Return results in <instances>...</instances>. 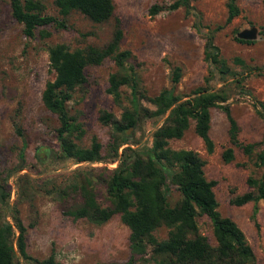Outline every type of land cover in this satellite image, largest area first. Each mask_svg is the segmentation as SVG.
Wrapping results in <instances>:
<instances>
[{
    "label": "rangeland",
    "instance_id": "1",
    "mask_svg": "<svg viewBox=\"0 0 264 264\" xmlns=\"http://www.w3.org/2000/svg\"><path fill=\"white\" fill-rule=\"evenodd\" d=\"M36 1L42 3L45 14L57 16L52 0ZM263 1L237 0L238 16L214 36V44L235 75L244 71L230 64L233 57L242 59L248 66L264 68ZM112 3L113 15L103 23H92L71 12L66 17L65 29L41 27L37 31L44 30L48 37L41 39L36 32L33 39H26L21 25L10 16L8 1L0 0V224L12 223L11 214L16 209L25 228V251L38 260L52 254L57 264H122L128 258L129 232L118 215L102 225H94L84 219L73 220L64 213L81 205V197L74 189L87 179L97 203L102 207L109 205L105 183L118 158L111 161L106 153L110 142L119 140L120 136L113 134L110 125L101 124L98 116L106 111L119 120L122 109L129 108L130 91L126 86L120 88L121 107L116 106L105 93L108 76L126 75L131 66L136 74L138 99L153 97L161 89L169 88L170 71L174 66L181 71L174 94L181 98L203 86L206 76L203 39L193 29V15H185L181 8L155 16L148 14L150 6L167 7L169 0H112ZM224 4L225 0H190L192 12L199 17L201 25L210 28L224 23ZM116 20L122 35L119 50L129 51L130 60L117 67L111 58H105L98 66L86 68L85 84L74 92L67 104L69 115L83 131L81 138L74 142L88 147L95 137L103 158L94 164L62 160L55 140L56 118L40 102L45 82L52 79L46 49L60 43L69 50L85 45L101 48L109 42ZM244 31L253 32L251 44L234 40ZM209 86L219 87L216 77ZM226 88L233 89L227 103L239 128L238 140L258 142L264 131V118L256 114L250 100L242 95L244 91L236 89L247 90L256 99L264 100V75L251 74L240 87L229 84ZM139 104L147 111L153 110L146 100L140 99ZM209 113V136L214 145L211 154L205 152L201 140L194 134L192 121L182 137L169 140L167 146L172 150H191L204 162L205 179L216 182L212 190L218 212L237 225L256 263L264 264V201L238 207L229 204L231 197L247 191L245 179L257 172L254 161L259 148L250 157L234 148L233 162L224 164L220 153L228 146L227 122L219 109H211ZM137 118L136 126L125 130L127 142L117 148L118 157L125 147L139 151L149 148L151 135L163 119L145 117L141 110ZM17 127L25 143L22 156L21 140L15 134ZM178 200L177 193L167 194L170 206ZM254 210L255 220L252 218ZM196 221L199 234L214 245L207 218L197 217ZM166 231L164 227L157 228L153 236L162 240ZM158 259L147 245L145 254L136 259V264H154Z\"/></svg>",
    "mask_w": 264,
    "mask_h": 264
},
{
    "label": "trees",
    "instance_id": "2",
    "mask_svg": "<svg viewBox=\"0 0 264 264\" xmlns=\"http://www.w3.org/2000/svg\"><path fill=\"white\" fill-rule=\"evenodd\" d=\"M11 18L21 25V33L26 39H33L37 32L43 39L49 36L41 27L51 26L55 30L66 28V17L76 12L92 23L107 21L113 15L112 0H52L57 16L44 13V6L36 0H7ZM167 7L152 5L148 9L150 16L162 11L172 12L179 8L185 15H193V29L203 39L202 60L206 65L203 86L191 90L183 98L174 94L181 71L177 66L170 71L169 88L161 89L153 97H140L153 106L152 111L140 107L136 96V74L129 66L126 75L110 74L107 78L105 93L112 102L121 107L120 88L126 86L130 91L129 108H123L119 120L111 113L101 111L98 120L110 125L117 141H111L106 156L113 161L118 158L115 168L110 170L105 183V194L109 205L100 206L90 180L78 185L74 190L79 193L82 203L74 210L64 213L73 220H87L94 225L106 223L112 216L118 215L119 221L128 229L129 255L122 264H136V259L145 254L146 246L151 247L153 255L159 257L154 264H257L252 249L242 231L217 210L213 194L216 182L206 180L203 174L204 162L191 150H172L167 146L169 140H178L193 122V132L201 140L207 154L213 152V142L209 136L211 109H219L227 122L228 146L222 149L220 159L224 164L234 160L233 149H238L245 157H250L256 148L254 166L255 175L245 179L247 191L233 196L229 204L242 206L246 203L264 201V131L258 142L242 143L238 140L239 128L230 113L227 101L233 89L227 85L240 84L251 74L264 75V68L248 66L242 59L233 57L230 64L240 67L244 72L235 75L229 62L220 54L214 44V36L239 14L237 0H225V19L222 25H201L199 17L192 12L190 0H169ZM264 8V1L262 2ZM109 42L101 47L85 45L69 50L64 44H55L46 49L48 69L52 79L45 82L40 93V102L44 109L56 118L54 130L58 153L62 160H71L74 164H94L102 160L101 145L92 137L88 147H81L78 141L83 131L80 125L69 115L67 104L74 92L81 88L88 67L98 66L105 58H111L117 67L130 60L131 53L119 50L122 38L118 20ZM237 43L251 44L249 40L234 38ZM217 78L219 87L209 83ZM243 96L250 100L256 114L264 118V100H258L247 90ZM143 116L162 119L151 135L150 147L144 151L125 147L118 157L117 148L127 142L126 129L137 124L138 112ZM15 134L21 140L20 156L25 148L20 129ZM175 192L179 200L172 206L167 194ZM254 210L252 218L255 220ZM197 217H205L210 223L211 235L215 244L208 243L206 237L198 232ZM12 223L0 224V264H57L52 254L38 260L25 251V228L18 211L11 214ZM256 226V223H255ZM164 227L166 237L157 240L153 232ZM17 255V256H15ZM16 259V261L14 260ZM21 261V262H20Z\"/></svg>",
    "mask_w": 264,
    "mask_h": 264
},
{
    "label": "water",
    "instance_id": "3",
    "mask_svg": "<svg viewBox=\"0 0 264 264\" xmlns=\"http://www.w3.org/2000/svg\"><path fill=\"white\" fill-rule=\"evenodd\" d=\"M253 37V32L249 31V32H241L238 34L237 38L239 39H243V40H250ZM1 191V189H0Z\"/></svg>",
    "mask_w": 264,
    "mask_h": 264
},
{
    "label": "built area",
    "instance_id": "4",
    "mask_svg": "<svg viewBox=\"0 0 264 264\" xmlns=\"http://www.w3.org/2000/svg\"><path fill=\"white\" fill-rule=\"evenodd\" d=\"M116 164V161L113 163V165Z\"/></svg>",
    "mask_w": 264,
    "mask_h": 264
}]
</instances>
